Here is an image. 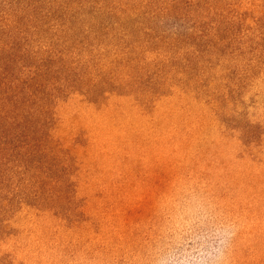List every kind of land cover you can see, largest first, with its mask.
I'll return each instance as SVG.
<instances>
[{
	"label": "rangeland",
	"instance_id": "rangeland-1",
	"mask_svg": "<svg viewBox=\"0 0 264 264\" xmlns=\"http://www.w3.org/2000/svg\"><path fill=\"white\" fill-rule=\"evenodd\" d=\"M0 76V264H264V0H0Z\"/></svg>",
	"mask_w": 264,
	"mask_h": 264
},
{
	"label": "clouds",
	"instance_id": "clouds-1",
	"mask_svg": "<svg viewBox=\"0 0 264 264\" xmlns=\"http://www.w3.org/2000/svg\"><path fill=\"white\" fill-rule=\"evenodd\" d=\"M197 210L198 206L190 210L189 219L174 233L170 242L153 251L152 264H229L231 245L222 239L225 232L206 223L207 216H198ZM235 233L227 232V236L233 237Z\"/></svg>",
	"mask_w": 264,
	"mask_h": 264
},
{
	"label": "trees",
	"instance_id": "trees-1",
	"mask_svg": "<svg viewBox=\"0 0 264 264\" xmlns=\"http://www.w3.org/2000/svg\"><path fill=\"white\" fill-rule=\"evenodd\" d=\"M0 90H1V84H0ZM3 93L4 96H0V119L6 118L8 116H12V114H14V112L16 111V107H17L16 101L20 99V96L17 95V92L11 90H5L3 91Z\"/></svg>",
	"mask_w": 264,
	"mask_h": 264
}]
</instances>
